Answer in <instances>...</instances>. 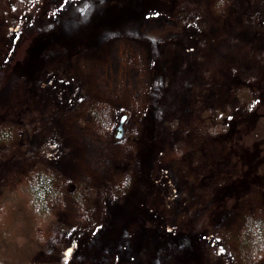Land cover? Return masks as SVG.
<instances>
[{
    "label": "rangeland",
    "instance_id": "374dc122",
    "mask_svg": "<svg viewBox=\"0 0 264 264\" xmlns=\"http://www.w3.org/2000/svg\"><path fill=\"white\" fill-rule=\"evenodd\" d=\"M19 1L0 0V264H60L72 238L98 233L78 264H131L147 243L149 264H193L197 246L220 264H264V192L225 187L235 165L214 126L242 116L246 153L264 139V122L250 132L264 105V0H163L70 41L48 36L64 0L37 14ZM90 1L67 0L66 13ZM165 17L168 32L145 31ZM30 37L31 63L5 75Z\"/></svg>",
    "mask_w": 264,
    "mask_h": 264
},
{
    "label": "trees",
    "instance_id": "16d2710c",
    "mask_svg": "<svg viewBox=\"0 0 264 264\" xmlns=\"http://www.w3.org/2000/svg\"><path fill=\"white\" fill-rule=\"evenodd\" d=\"M162 1L163 0H91L85 8L78 9L75 12L66 13L69 2L64 0L59 4V6H57V9L54 12V14L57 15H55V18L60 16L59 25L55 26L56 29L53 31L54 33L49 34L48 36H50V38H57L59 36L61 37L60 39L70 41L79 35V32L73 29L82 27L84 23L87 24L93 22V28L97 29L103 24H112L115 21L120 20L125 21L127 16H131L132 20L139 19L143 17L144 14L151 11V5L159 4L158 6L160 7ZM44 2L45 1L42 0H21L18 2L19 11L17 12H19V14H32L35 10V14L40 11L43 12V7L45 6ZM37 6H42V9ZM170 22L171 20L167 17L164 18L163 23L162 20H160L159 24H154L153 21L151 22L150 20L145 21V31L153 36L163 35L171 28L169 27ZM15 23L16 26H21V23H24V21ZM33 37H30L25 42L21 43L20 46L18 45L16 48L18 56L15 57L12 66L5 71V75H9L12 72L13 76L28 54L29 57H26V65L29 62L31 63L34 55V49H38L37 44L39 43L36 39L34 41H29L30 39H33ZM218 118L219 117H215L217 120ZM251 118L254 122L252 123V129L250 132L255 131L256 134H258L261 129L260 123L264 122V105H258L255 109L253 108ZM219 121L220 123L217 122L214 125L215 133H219L221 136L229 138L230 144H226V146H224L227 154L231 157L232 163L235 165V169L225 177L223 184L231 191L240 190L239 192H242L248 190L249 188L250 190L255 188L256 190L264 192V139H259L260 141H256L255 144L250 147V149L253 150L252 153H246L245 128L242 126V122L244 121L243 117L240 116L238 120H232L227 115L221 114V119ZM0 207H2L1 204ZM1 211L2 209H0V213ZM8 216H10V214H4L3 217H0V244L2 245L9 243L6 241V239L9 238L8 235L10 232L7 218ZM117 220L119 223V221H122V217L120 218L119 216ZM144 226H146V231H149L152 235L154 230L158 229L155 221L145 222ZM205 227L206 235L214 233L212 227L209 226L208 221H205ZM34 234L35 233L29 234L30 237L32 236V242H30V245L36 248L40 244V241ZM90 237L87 235H81L74 239L72 238L69 247L65 249V256L60 264H78L77 256L79 255V252L83 251L82 247L90 253L97 250L99 248L98 246H100L103 241V235L98 233L97 236ZM147 245L148 243L140 246L143 250L136 254L134 257L135 259L133 260L134 262L131 264L150 263V258L148 256L149 247ZM15 250L19 251V247L16 246ZM15 250L13 253L17 254L18 252ZM194 254L195 261H193V264H220L221 261V258L219 256H215L210 248L203 246L200 250L199 246L195 247ZM23 259H26V257ZM212 259H220V261L214 262ZM130 261L131 258L128 262L130 263ZM22 264H24V262H22Z\"/></svg>",
    "mask_w": 264,
    "mask_h": 264
},
{
    "label": "water",
    "instance_id": "95a60500",
    "mask_svg": "<svg viewBox=\"0 0 264 264\" xmlns=\"http://www.w3.org/2000/svg\"><path fill=\"white\" fill-rule=\"evenodd\" d=\"M124 121V117L121 119V124L119 125V127L117 128V131H116V135L117 137H120L122 135V123Z\"/></svg>",
    "mask_w": 264,
    "mask_h": 264
}]
</instances>
